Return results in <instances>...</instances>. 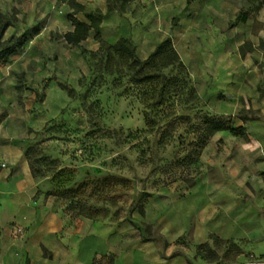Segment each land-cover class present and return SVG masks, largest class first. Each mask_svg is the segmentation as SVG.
I'll use <instances>...</instances> for the list:
<instances>
[{
  "label": "crops",
  "instance_id": "crops-1",
  "mask_svg": "<svg viewBox=\"0 0 264 264\" xmlns=\"http://www.w3.org/2000/svg\"><path fill=\"white\" fill-rule=\"evenodd\" d=\"M18 1L0 0V13L19 12L2 40L29 29L39 32L25 51L0 62V264H252L264 259V121L235 123L245 129L244 137H234L240 140H230L229 130L215 133L229 140L207 142L199 161L202 170L192 182H179L146 199L137 219L140 231L85 220L69 224L37 198L38 182L25 154L24 110L9 112L17 62L28 57L31 45H45L52 31L69 25L64 35L73 27L67 0ZM112 1L77 0L84 11L73 17L88 24L85 14L100 12L99 38L110 46L130 40L141 60L169 39L194 87L213 83L207 95L216 114L235 111L246 96L231 82L244 81L257 95L256 87L264 81L257 65L260 54L241 58L238 49L245 42L252 48L257 44L245 29L253 24L262 29L261 16L241 15L229 28L240 8L227 21L223 2L217 10H204L202 0H140L141 6L136 3L137 10L130 11L108 8ZM259 104L264 112V97ZM50 113L39 116V126L54 116Z\"/></svg>",
  "mask_w": 264,
  "mask_h": 264
},
{
  "label": "rangeland",
  "instance_id": "rangeland-1",
  "mask_svg": "<svg viewBox=\"0 0 264 264\" xmlns=\"http://www.w3.org/2000/svg\"><path fill=\"white\" fill-rule=\"evenodd\" d=\"M222 2L227 21L239 8L243 19L252 15L264 19V14L260 15L264 7L255 10L246 0H202L199 7L217 10V3ZM111 3L108 8L136 11L142 1ZM66 11L73 13L69 7ZM11 12L7 15L10 27L18 21L19 13L16 8ZM20 21L24 23L23 18ZM237 22L228 21L229 28ZM69 29L67 25L52 31L45 45H31L28 57L17 62L16 96L12 107L9 104V112L15 107L24 110L25 153L38 182L37 198L61 213L69 224L85 220L107 223L129 233L140 231L137 219L143 216L146 199L179 182L188 184L201 172L199 161L204 148L194 161L188 158L202 143L201 135L207 129L205 118L225 129L235 128V123L264 121L259 104L264 97V81L256 87L257 95L246 82H231L233 89L246 96L235 111L225 116L216 114L209 108L212 103L207 95L212 82L194 87L191 81L188 86L193 92L189 94L180 81L183 75L176 67H168L160 73L176 80L159 96L160 88H152L156 83L138 82L144 74L135 77L137 69L128 60L116 56L107 59L94 32L89 41L76 47L67 45L63 32ZM245 30L257 44L252 48L245 42L238 49L240 56L258 52L261 58L257 65L264 70V50L260 49L264 26L260 29L253 24ZM38 32L34 28L21 34L26 41L21 51ZM95 43L98 49L92 50ZM49 110L54 116L39 126V116ZM145 116L149 126L145 125ZM214 135L208 142L229 140ZM229 135L230 140H240Z\"/></svg>",
  "mask_w": 264,
  "mask_h": 264
},
{
  "label": "trees",
  "instance_id": "trees-1",
  "mask_svg": "<svg viewBox=\"0 0 264 264\" xmlns=\"http://www.w3.org/2000/svg\"><path fill=\"white\" fill-rule=\"evenodd\" d=\"M192 0H187V3ZM246 2L253 6L255 10H258L264 7V0H246ZM67 5L69 9L73 12L67 16V20L71 23L73 30L71 32H67L63 36V40L67 45L76 47V45L81 44L85 41V39L90 35L91 32H94V37L98 39L101 45V51L106 54L107 59H111V57L116 56L118 58L126 59L130 62V66L136 68L135 77L141 74H144L142 77H138L139 83H149L152 85L156 83V88L159 89V96L164 95L167 92V88L171 86V84L175 83L176 80L169 75H163L160 73L161 70L168 67H176L177 73H181L183 76L180 78L182 81L183 87L186 88V92L191 94L193 92V88L188 85L191 84V81L188 76L187 68L184 66L177 53L174 51L171 41L165 40L155 47V49L151 52L150 56L146 60H141L137 53H135V48L132 45V42L127 39H120L116 44L110 46L107 45L104 47V42L99 38V26L101 22L102 15L100 12H94L85 14V18L88 24L82 23L73 17L76 13L83 12V7L77 2V0H68ZM240 16L238 15L236 18V22L240 21ZM11 25V20L3 13H0V62H7L12 56L21 52L26 43L25 40H22V36L11 37L7 40H2V36L4 32ZM260 49L264 50V44H260ZM153 106V103L150 104V107ZM147 115V114H146ZM150 122L148 116H145V125L149 126ZM203 125H206L207 129L204 130V134L201 135V145L199 147L198 152L194 153V151L190 154L189 160L194 161V156L199 154V152L206 146L208 139L211 136L220 131L229 130L230 134L234 137H244L245 129L241 128H223L218 125H214L213 120L209 118H205L203 120ZM26 152V151H25ZM26 154V153H25Z\"/></svg>",
  "mask_w": 264,
  "mask_h": 264
},
{
  "label": "built area",
  "instance_id": "built-area-1",
  "mask_svg": "<svg viewBox=\"0 0 264 264\" xmlns=\"http://www.w3.org/2000/svg\"><path fill=\"white\" fill-rule=\"evenodd\" d=\"M252 264H264V259H255V261Z\"/></svg>",
  "mask_w": 264,
  "mask_h": 264
}]
</instances>
